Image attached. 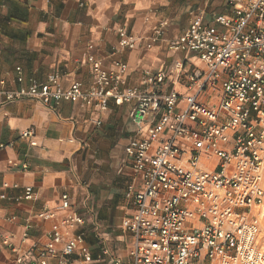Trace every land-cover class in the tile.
<instances>
[{"label":"built area","instance_id":"1","mask_svg":"<svg viewBox=\"0 0 264 264\" xmlns=\"http://www.w3.org/2000/svg\"><path fill=\"white\" fill-rule=\"evenodd\" d=\"M227 5L230 14L214 13L211 20L190 11L187 27L167 41L168 50L182 55L169 68L143 69L139 85L121 87L126 63L115 61L116 68L106 70L91 54L78 60L89 66L91 86L74 82L63 88L59 71L45 81L30 78V86L20 90L0 77V103L23 97L96 101L101 108L109 101L127 103L129 120L138 133L145 132L125 149L134 171L124 190L134 210L120 227L128 237L127 262L104 243L93 251L84 234L76 233L85 214L73 211L46 232L40 247L20 252L12 245L11 264H48V257L56 258L55 264H264L258 243L264 201V0H227ZM166 26L160 21L150 38H163ZM118 35L121 47L134 46L135 37L124 28ZM14 69L13 80L23 81L22 68ZM205 96H214V102L208 104ZM32 136L31 128L21 132L35 144ZM81 185L82 209L89 212L88 183ZM23 190L24 199H34L31 185ZM8 199L0 192V204ZM73 204L62 192L61 207Z\"/></svg>","mask_w":264,"mask_h":264},{"label":"crops","instance_id":"2","mask_svg":"<svg viewBox=\"0 0 264 264\" xmlns=\"http://www.w3.org/2000/svg\"><path fill=\"white\" fill-rule=\"evenodd\" d=\"M190 11L205 20L231 13L227 0H0V77L20 90L30 86V78L45 81L59 71L63 88L74 82L91 86L89 66L78 62L91 54L106 70L115 69V61L126 63L121 87L139 85L143 69L169 68L182 55L168 50L167 41L187 27ZM160 21L167 23L164 37L153 40ZM120 28L135 37L132 48L119 45ZM191 62L199 64L193 56ZM16 65L22 68L21 82L13 80ZM204 100L212 104L215 97ZM27 128L35 144L21 137ZM137 129L127 103L109 101L101 108L96 101L55 103L38 97L0 103V192L10 197L0 204V264L12 263V245L20 252L43 245L46 232L73 211L85 214L86 223L76 233L84 234L93 251L105 244L102 234L115 235L117 243L109 247L127 262L128 237L120 227L134 210L124 197L134 171L125 149L135 135L145 134ZM81 181L88 183L89 212L82 209ZM25 185L34 188V199L22 197ZM64 191L74 201L67 208L60 205ZM40 212L52 215L43 218ZM47 261L55 264L56 258Z\"/></svg>","mask_w":264,"mask_h":264},{"label":"rangeland","instance_id":"3","mask_svg":"<svg viewBox=\"0 0 264 264\" xmlns=\"http://www.w3.org/2000/svg\"><path fill=\"white\" fill-rule=\"evenodd\" d=\"M259 209H260L261 214L259 215L260 229H259V233H258V243L264 247V216L262 215V214H264V201H263L262 205L259 207ZM115 220L117 221V219H115ZM118 220H119V217H118ZM99 228L104 229L105 226H102V227L100 226ZM102 236L104 238L103 241L105 242V245H107V246H109V245L111 246V243L116 242L115 235L113 236V235H108V234H105V235L102 234ZM91 264H106V263H104V262H93Z\"/></svg>","mask_w":264,"mask_h":264},{"label":"bare ground","instance_id":"4","mask_svg":"<svg viewBox=\"0 0 264 264\" xmlns=\"http://www.w3.org/2000/svg\"><path fill=\"white\" fill-rule=\"evenodd\" d=\"M264 216V214H262Z\"/></svg>","mask_w":264,"mask_h":264}]
</instances>
